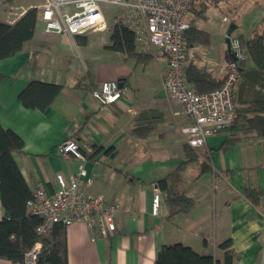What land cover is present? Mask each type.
<instances>
[{"label": "crops", "instance_id": "1", "mask_svg": "<svg viewBox=\"0 0 264 264\" xmlns=\"http://www.w3.org/2000/svg\"><path fill=\"white\" fill-rule=\"evenodd\" d=\"M40 6L31 4L3 22L13 24L26 10ZM263 18L264 0L195 4L186 20L206 32L208 42L191 44L187 63L224 79L233 63L226 44L230 26L236 27L232 38H248ZM38 27L37 22L35 36L20 53L0 61V123L23 139V150L14 153L19 169L32 191L52 192L57 174L68 178L81 166L63 158L59 149L66 140H75L93 179L86 191L129 211L116 216L117 230L107 237L84 222L67 226L68 264H155L159 249L175 243L223 262L220 245L227 240L233 264H264V195L256 205L245 195L247 187L264 192V139L251 134L228 146L227 132H221L205 146L191 147L182 133L191 121L164 89L165 57L142 53L150 58L141 61L112 50L110 27L74 37L47 34L43 22ZM108 80H122L125 90L119 102L103 106L92 91ZM33 81L62 86L45 110L28 109L20 100ZM240 89H235V110L251 95ZM137 160L143 164L135 166ZM180 166L183 189L195 201L194 208L168 220L162 194L159 215L154 216L153 186ZM8 216L0 197V220ZM0 264L19 263L0 256Z\"/></svg>", "mask_w": 264, "mask_h": 264}, {"label": "built area", "instance_id": "2", "mask_svg": "<svg viewBox=\"0 0 264 264\" xmlns=\"http://www.w3.org/2000/svg\"><path fill=\"white\" fill-rule=\"evenodd\" d=\"M3 1V0H2ZM202 0H47L39 9L40 20L47 34L85 36L108 30L102 7L111 4L124 9L125 23L135 32L139 52L163 56L167 59L163 85L169 99L182 104L191 123L182 128L191 147L205 146L210 136L220 133L235 118V89L239 82V63L247 60L246 51L238 38L231 37V49L238 62L229 65L221 86L209 93H198L184 79L188 54L183 34L189 28L187 15ZM124 87L116 80L105 81L92 92L103 106L114 105L123 97ZM130 112H136L135 108ZM61 156L81 162L78 171L68 178L57 174V188L52 192L37 188L27 202L32 214L41 216L37 228L44 234L57 223L66 227L84 222L88 228H97L102 236L116 232V216L129 211L108 201L101 194H89L85 186L93 183L84 164L87 157L77 141L68 139L60 146ZM162 193L153 186L152 214L159 215ZM41 244L36 243L26 255L25 264H37Z\"/></svg>", "mask_w": 264, "mask_h": 264}, {"label": "trees", "instance_id": "3", "mask_svg": "<svg viewBox=\"0 0 264 264\" xmlns=\"http://www.w3.org/2000/svg\"><path fill=\"white\" fill-rule=\"evenodd\" d=\"M11 1L3 0L7 4ZM38 13L37 8H30L13 24L0 21V61L20 53L24 45L33 39ZM110 30L112 50L137 60H149V56L138 51L135 32L125 23L124 18L118 20ZM207 35L189 21V28L183 34L186 50L191 44L208 42ZM237 38L246 51L247 60L239 63L241 69L236 88H241L244 94L251 92V95L235 110L236 118L221 131L227 132L228 146L237 144L243 137L251 134L264 139V18L248 38ZM3 79L4 76L0 73V83ZM184 79L198 93H209L224 81L193 63L185 65ZM61 89L62 86L57 84L33 81L20 94V100L28 109L45 110L60 94ZM23 148V139L0 123V197L5 212L9 214L0 220V256L14 263L25 264L27 253L36 243H40L37 264H68L67 227L57 223L46 233H38L37 228L43 223V218L32 214L27 206L34 191L27 185L14 158V153L21 152ZM182 166L157 182L169 210L168 220L189 213L195 206V201L183 189ZM206 166L203 165V172L206 171ZM245 195L256 205L264 192L247 187ZM220 247L225 251L223 262L211 254H200L182 243L163 245L158 251L155 264H233L231 240L223 242Z\"/></svg>", "mask_w": 264, "mask_h": 264}, {"label": "rangeland", "instance_id": "4", "mask_svg": "<svg viewBox=\"0 0 264 264\" xmlns=\"http://www.w3.org/2000/svg\"><path fill=\"white\" fill-rule=\"evenodd\" d=\"M47 0H12L10 3H4L2 0H0V21L14 19L17 17L22 11H24L29 5L31 4H44ZM41 7V6H40ZM39 7V8H40ZM106 20L108 22V27L112 28L118 20H120L124 15V9L120 7L113 6L111 4H103L102 5ZM38 28H42V22L38 21ZM97 66V64H96ZM96 69V67H95ZM140 162L143 164V162L137 160L135 161L134 165L136 166L137 163ZM137 167H142L141 164ZM144 168V166H143Z\"/></svg>", "mask_w": 264, "mask_h": 264}, {"label": "water", "instance_id": "5", "mask_svg": "<svg viewBox=\"0 0 264 264\" xmlns=\"http://www.w3.org/2000/svg\"><path fill=\"white\" fill-rule=\"evenodd\" d=\"M128 1V0H126ZM236 29V27L234 25H231L228 33H227V37H226V44H227V51L228 54L230 55V57L233 59V62H238V58L236 56V53L232 51L231 49V35L233 33V31ZM241 69V68H240ZM120 86L123 88L124 85L120 83Z\"/></svg>", "mask_w": 264, "mask_h": 264}]
</instances>
